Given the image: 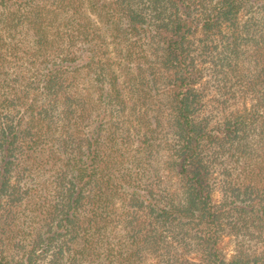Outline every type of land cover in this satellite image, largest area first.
<instances>
[{
	"label": "trees",
	"instance_id": "trees-1",
	"mask_svg": "<svg viewBox=\"0 0 264 264\" xmlns=\"http://www.w3.org/2000/svg\"><path fill=\"white\" fill-rule=\"evenodd\" d=\"M90 11L96 19L84 17ZM109 38L121 40L118 54L129 62L146 63L144 39L161 53L141 73L162 95L155 116L140 105L145 84L128 92L110 58L98 55ZM208 56L256 100L217 125L202 115L195 86ZM76 61L110 116L85 137L81 123L90 124L93 109L73 97L77 72L66 65ZM220 90L235 95L228 83ZM164 128L178 185L155 192L143 161L161 151ZM52 177L57 200L41 199ZM218 186L223 201L215 204ZM224 235L240 239L231 259ZM37 256L54 264H264V0H0V264H36Z\"/></svg>",
	"mask_w": 264,
	"mask_h": 264
},
{
	"label": "rangeland",
	"instance_id": "rangeland-1",
	"mask_svg": "<svg viewBox=\"0 0 264 264\" xmlns=\"http://www.w3.org/2000/svg\"><path fill=\"white\" fill-rule=\"evenodd\" d=\"M98 14V11L91 12L90 14L84 15V17L90 16V18L96 19V16ZM23 32V29H22ZM24 33V32H23ZM22 37V36H21ZM119 39V38H118ZM26 39H24L25 41ZM144 45L145 48L147 49V53H144L145 56H147V61L146 63L140 65L138 64V61H132L129 62V60H123L121 59L122 53L118 54V50L120 48V43L121 40L115 41L113 38L106 39V43L104 47L102 48L101 51H98V55H104L107 58H110L111 62L113 63L112 69L116 71L119 76H121L122 80H127L129 87L127 88V91L129 92L130 86H132V83L136 84L137 86H142L145 84L146 90L142 91V100H140V105L144 106L145 112H148L151 116H155V110H157L158 106L160 105V100L162 99L161 93L159 94L158 91L156 90L157 86L153 87L152 89L149 90L147 80L141 77V73L144 72L146 69L151 70L150 66L151 64L149 63V60H154L153 58H157V55H160L161 53L158 52L156 53L153 51L149 44V40L144 39ZM124 44V43H123ZM25 45H28L26 43ZM26 47V46H25ZM156 48V47H155ZM115 51V52H112ZM103 57V56H102ZM103 59L104 58H99ZM145 60L143 59L142 62ZM21 62H24V66L29 68L28 66V59H26L24 56H22ZM79 61L76 62H70L66 66H69L68 70L74 76H76V82L75 86L73 87V90H77V93L74 94L73 97H77L78 99L81 98L85 102H87L89 109L90 105L92 106L93 113L95 115H99V117L94 118L93 120L95 122H91V117L93 116V113H89L87 116L90 115V124L86 125L85 123H81V131L82 136L85 137V135H91L92 131L96 126L99 125V120L102 117H105V120H109V111L107 106L102 104L101 102H95L94 98H96L95 92L93 91V88L91 87L90 81H89V76L87 75V70L86 69H81L80 71H75L74 68L75 66H78ZM216 62L217 59L215 56H208V61H202V64L199 65L200 69V75L201 78L200 80L195 84L196 88H199L200 91L202 92V115L208 116L209 120L214 124L217 125L220 122H223V120L226 118V115L228 113H237L239 111H244L246 108L252 109L253 105L256 103V100L253 99V95H250L249 93H246V90L243 88L244 85L239 82L240 80H237V77H234L230 71L229 74L226 75L225 71H221L219 68L216 69ZM32 69L34 72L38 74H42L45 70L42 68L39 70L35 65H31ZM27 71V70H25ZM143 76V74H142ZM142 80H141V79ZM243 81V80H241ZM228 83L229 86V91L231 90L232 92L235 93V95H232V93H225L223 94V91H221V87L223 84ZM79 89V91H78ZM132 104L136 101V96L134 94H128L126 97ZM96 104V106L94 105ZM76 109V113L74 115L82 114L83 110L79 109L78 107H74ZM57 110H52L54 111L53 117L57 119ZM78 112V114H77ZM59 113V110H58ZM94 115V116H95ZM149 116V115H148ZM150 116V117H151ZM74 117V116H73ZM58 120V119H57ZM75 120V119H73ZM59 121V120H58ZM56 126H60L61 122L55 121ZM104 129V132H106L105 127H102ZM51 130H54V127L51 128ZM106 135V134H104ZM104 136H102L103 138ZM173 134L170 133L168 129H163L161 134L158 137L157 143H161L159 146L161 151L158 153L156 151V154L154 157H149L148 159L143 161V166L146 167V170L151 174L152 176H156V184H154V191L157 192L161 188H168L172 187L177 189L178 181L177 179L171 175V173H168L167 168L169 167L168 165V150H167V144H170V140L172 139ZM101 138V139H102ZM138 138V135L137 137ZM135 146V145H134ZM133 153L129 154V157ZM260 165L257 164L256 166ZM54 174V173H52ZM145 175V174H144ZM54 177L56 176L55 174L53 175ZM217 177V181L219 180L218 174L215 173L214 175ZM140 176L135 177V184H138ZM29 180V177L26 178ZM161 181V183H160ZM37 181H33L31 184H36ZM160 183V184H159ZM50 185L51 186H46V187H41V192H42V197L41 199H46L49 198L51 201L57 200V183L56 180H53V177L50 180ZM141 188H144L142 186ZM217 191L214 192L213 194V202L215 204H220L223 201V196L222 192L220 191V186L217 187ZM157 190V191H156ZM176 194H179L178 191H174ZM122 204H118L119 209H124L121 206ZM89 209V208H87ZM42 211H44V208H42ZM43 224V223H40ZM36 227H38L36 230H42L45 231L44 228L40 229L39 225L36 224ZM35 230V231H36ZM234 235H224L222 240H221V249L223 253L226 255L228 259H231L237 252L238 250V240ZM246 241L249 242V239L245 237ZM259 241V240H258ZM256 239L252 243L254 248L256 247V243L258 245V242ZM259 248L257 249L258 252H261V247L258 246ZM250 249V248H249ZM19 249L17 248H11L10 253L17 258L20 257L18 256ZM190 256L191 259H193L195 262L198 261L199 257L195 254L193 255H188ZM52 256H37L36 264H54L51 262ZM66 261V257L64 259H61L59 263H62ZM198 263V262H197ZM166 264V263H165Z\"/></svg>",
	"mask_w": 264,
	"mask_h": 264
}]
</instances>
